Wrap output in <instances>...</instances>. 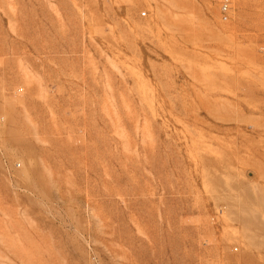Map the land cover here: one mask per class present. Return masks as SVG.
Wrapping results in <instances>:
<instances>
[{
    "label": "rangeland",
    "instance_id": "1",
    "mask_svg": "<svg viewBox=\"0 0 264 264\" xmlns=\"http://www.w3.org/2000/svg\"><path fill=\"white\" fill-rule=\"evenodd\" d=\"M0 264H264V0H0Z\"/></svg>",
    "mask_w": 264,
    "mask_h": 264
},
{
    "label": "built area",
    "instance_id": "2",
    "mask_svg": "<svg viewBox=\"0 0 264 264\" xmlns=\"http://www.w3.org/2000/svg\"><path fill=\"white\" fill-rule=\"evenodd\" d=\"M231 6H232V0H221V10H222L223 18L225 20L229 19Z\"/></svg>",
    "mask_w": 264,
    "mask_h": 264
}]
</instances>
